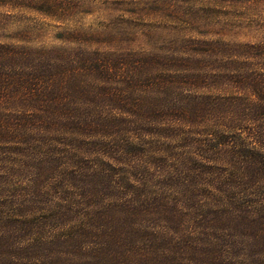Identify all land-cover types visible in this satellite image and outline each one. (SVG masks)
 <instances>
[{
    "label": "trees",
    "instance_id": "trees-1",
    "mask_svg": "<svg viewBox=\"0 0 264 264\" xmlns=\"http://www.w3.org/2000/svg\"><path fill=\"white\" fill-rule=\"evenodd\" d=\"M31 6L60 24L86 14L80 0H32ZM101 36L73 30L58 38L82 44ZM198 44L204 46L198 53L203 60L147 55L116 62L100 53L0 43V150H21L41 180L55 171L64 176L58 189L69 181L74 186L77 178L65 179V170L57 169L62 157L70 151L93 157L89 176L98 183L79 202L102 207L97 220H108L103 242L113 259L138 264L154 251L153 264H241L254 258V264H264L257 261L264 258V45ZM202 81L211 86L210 94L191 101V87ZM172 93L167 110L162 102ZM153 116L163 127L198 128L191 131L197 137L194 155L184 163L175 159L172 167L150 161L155 153L143 147L141 135L147 134L140 127ZM59 141L66 155L59 149L38 153L41 145ZM101 183L110 196L104 197ZM77 192L65 190L64 202ZM164 194L188 201H156ZM152 214L168 228L176 226L177 240L160 237V227L131 228ZM141 243L147 247L143 253Z\"/></svg>",
    "mask_w": 264,
    "mask_h": 264
},
{
    "label": "rangeland",
    "instance_id": "rangeland-1",
    "mask_svg": "<svg viewBox=\"0 0 264 264\" xmlns=\"http://www.w3.org/2000/svg\"><path fill=\"white\" fill-rule=\"evenodd\" d=\"M31 2L0 0V43L33 49L100 53L116 62L122 59L137 61L147 55L178 59L194 55L195 59L203 60L205 58H200L198 53L204 51V46L198 44L196 47L197 42L230 46L264 45V0H80V10L87 15L80 14L68 24H60L55 22V18L43 15L33 8L37 6H31ZM73 30L105 36L100 40L90 38L87 40L89 43L82 44L58 38ZM143 73L154 72L146 69ZM210 82L213 86L218 80ZM206 85L203 81L194 83L191 101L205 93L210 94L211 86ZM116 86L122 87L113 85ZM174 94L182 92L174 91ZM174 94L162 102L167 110L171 108ZM153 103L160 102L153 100ZM147 118L140 130L147 134L141 135L145 142L143 147L155 153V159L150 161L172 167L175 159L179 158L184 163L194 155L197 137L191 131L196 132L198 128L184 125L175 128L169 123L163 127L159 118ZM61 142L41 145L44 148L38 153L53 155L59 149L60 156L66 155L67 150ZM20 151L14 150L9 154L0 150V264H130L122 257L113 259L115 253L111 246L103 242L111 228L106 218L97 220L102 215V207L98 208L96 202H79L83 201L81 194L88 195L92 184L94 187L98 183L89 176L95 167L94 158L80 157V151L76 154L70 151L62 157L57 169L65 170V179L71 174L77 178L74 186L69 181L70 186L67 184L66 188L58 189L64 176L55 171L41 180L35 163L20 156ZM148 155L153 157L151 152ZM98 186L105 198L112 193L102 183ZM70 187L75 192L79 191V196H72L64 202L65 190ZM187 198L164 194L155 199L167 203L179 200L182 203L187 202ZM92 219L103 225L93 226L87 222ZM158 227L162 232L160 237L177 240L179 232L176 226L169 224L168 228L161 218L158 220L153 214L140 216L131 225L134 231L140 232ZM142 243L143 253L147 247ZM154 257L153 251L149 258L138 264H153L151 259ZM109 259L110 262L107 261ZM261 259L264 258L257 256V261ZM240 262L254 264L256 260Z\"/></svg>",
    "mask_w": 264,
    "mask_h": 264
}]
</instances>
